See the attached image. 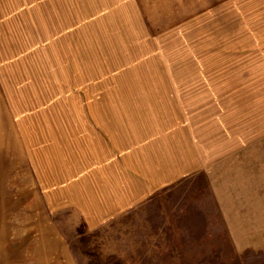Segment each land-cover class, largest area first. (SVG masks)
I'll list each match as a JSON object with an SVG mask.
<instances>
[{"label":"rangeland","instance_id":"1","mask_svg":"<svg viewBox=\"0 0 264 264\" xmlns=\"http://www.w3.org/2000/svg\"><path fill=\"white\" fill-rule=\"evenodd\" d=\"M118 128L203 171L127 203ZM0 264H264V0H0Z\"/></svg>","mask_w":264,"mask_h":264},{"label":"crops","instance_id":"2","mask_svg":"<svg viewBox=\"0 0 264 264\" xmlns=\"http://www.w3.org/2000/svg\"><path fill=\"white\" fill-rule=\"evenodd\" d=\"M100 121L103 122L99 123L103 127H111L110 125H112L107 123V120L104 121L103 118ZM122 129L118 128L117 131L119 133L110 130L105 133L101 132L102 134L96 133V136L93 134L98 147V157L96 160L92 159L90 168L101 173L110 168L121 169L124 179L122 182L123 188L127 187L125 181L126 179H130L129 172L138 171L137 190L127 192L128 197L125 200L127 203L140 201L142 198L149 197L160 190L161 187L174 183L175 180L189 177L195 172L201 173L203 171H200L204 168V162H201V160H198L196 164L189 165L185 164L183 160L179 163V158L177 159V157L181 154V151L179 154V151L173 148V146L167 147L165 144L159 143V138L156 140V137L153 135L154 133H148L147 139H142L146 137H140V134L136 132L132 133V135H137V138L132 141L131 134ZM107 137L112 142V149L105 143V138ZM149 137H151V141H148ZM117 151H120L121 160L119 163L121 166L114 160L115 152ZM109 160L110 165L107 167ZM148 164H153V167L150 168ZM129 195L133 196L130 198Z\"/></svg>","mask_w":264,"mask_h":264}]
</instances>
